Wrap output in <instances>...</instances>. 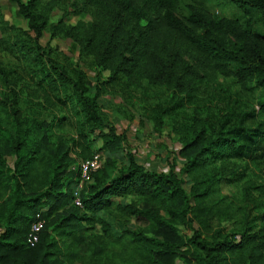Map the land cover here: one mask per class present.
<instances>
[{"label": "trees", "instance_id": "16d2710c", "mask_svg": "<svg viewBox=\"0 0 264 264\" xmlns=\"http://www.w3.org/2000/svg\"><path fill=\"white\" fill-rule=\"evenodd\" d=\"M7 1L27 26L11 28L10 44L23 60L30 54L29 73L44 85V99L29 102L30 114L15 101L1 102L0 264H173V258L182 264H264V184L251 183L239 200L226 201L218 168L252 161L264 173V0H190L186 13L180 0ZM223 3L241 17L211 10ZM71 14L90 20L72 25ZM1 19L0 8V34ZM45 35L71 40L80 57L107 74L97 93L118 85L138 89L143 82L169 93L162 116L179 134L181 148L166 171L146 170L127 151L116 156L124 136L100 112L85 73L70 70L41 44ZM4 43L0 37V47ZM0 76L5 78L1 66ZM204 83L223 93L203 114L196 98ZM56 106L70 119L51 114L48 108ZM153 122L157 130L164 125L162 118ZM59 125H68L73 136L56 137ZM95 151L105 156L103 166L81 191L78 209L72 204L79 178L73 155L83 161L100 153ZM37 214L45 225L30 247L26 238ZM132 219L144 226L132 227ZM95 225L99 236L81 249L64 244L71 230L85 233ZM178 227L191 233L182 236Z\"/></svg>", "mask_w": 264, "mask_h": 264}, {"label": "rangeland", "instance_id": "374dc122", "mask_svg": "<svg viewBox=\"0 0 264 264\" xmlns=\"http://www.w3.org/2000/svg\"><path fill=\"white\" fill-rule=\"evenodd\" d=\"M180 1L181 10L186 13L185 7L190 3V0ZM223 6H213L211 10L217 15L241 17L240 11L233 9L225 3H223ZM0 8L1 20L3 21V31L0 37L6 42L1 46L2 48L0 47V66L5 74V78L0 76V106L3 100L15 101L16 106L21 109L23 114H30L28 109L29 102L38 103L43 101L44 85L39 82V77L29 73L31 67L28 64L30 54L26 55L23 60L20 58L19 53L16 52L17 50L14 49L15 47L10 44V42H13L15 35V32L11 28L26 30L25 20L18 15L17 6L7 0H0ZM252 17L254 20L256 19L254 13ZM59 18L60 14H55L52 19L53 21H57ZM89 20L90 18L86 14H71L68 22L74 25L78 21L86 22ZM255 27L259 32H263L258 25L255 24ZM41 44L52 48L56 59L65 64L70 70L73 67H79L85 73L89 85V93L96 95L100 112L107 120L112 122L117 133L123 135L125 138V144L116 152V156L122 157L123 152L127 151L141 161L146 170L166 171L167 164L178 157L177 151L181 148L179 134L173 131L168 118L162 116V111L166 106L171 104L169 93L161 87L148 86L146 82H143L138 89H130L124 85H118L108 87L102 93H97L98 87L101 86V82L106 80L107 74H99L90 57H80L71 40L53 39L49 41V36L45 35L41 40ZM202 75L205 81H215L213 74L208 73L207 76L206 73H202ZM219 81L221 83L220 86L224 87V83L221 80ZM201 88L202 91H200L196 98V106L204 114L216 104V97L219 92L220 95L223 92L215 84L207 86L204 83ZM247 101L252 102L253 98L251 97ZM48 109H51V114L55 113L57 118L66 116L67 119H70V114H67L65 109H60L59 106ZM153 118H162L164 125L161 129L157 130L154 127ZM54 132L56 137H60L62 134L73 136V130L68 125L55 126ZM99 147L100 142L98 141L94 143L93 150H98ZM101 155L103 154L101 153ZM73 157L77 160L76 165L79 164L80 158H77L75 155ZM167 158H169L168 161ZM253 166L254 162L252 161H248V163L244 161H229L218 164V168L225 176L222 194L226 197V201L229 199L239 200L243 195L244 189L251 183L264 184V173L262 174ZM184 188L188 192V186L185 185ZM254 196L256 197V195ZM128 202L135 203L136 201L133 198H129ZM102 216L106 217L104 214ZM131 223L132 227L137 229L144 226L143 221H136V219H132ZM84 225L82 224V226ZM70 228L72 229V227ZM99 228L98 225H95L85 233L83 230L81 231V229L77 228L71 230L72 234L65 239L64 244L69 245L74 243L81 249L87 240H90L91 236H99ZM178 232L182 236H187L191 233L182 227H178ZM172 263L182 264L179 259L174 258Z\"/></svg>", "mask_w": 264, "mask_h": 264}, {"label": "built area", "instance_id": "2783aa9c", "mask_svg": "<svg viewBox=\"0 0 264 264\" xmlns=\"http://www.w3.org/2000/svg\"><path fill=\"white\" fill-rule=\"evenodd\" d=\"M103 156L100 153H95L92 157L80 161L77 167L79 173L78 182L73 191L72 204L78 209H83V203L80 198V193L83 188L92 182L93 174H95L103 166ZM76 170L75 168H72ZM45 225V220L40 214L35 216L32 222L29 233L26 238V243L30 247H34L39 242V235Z\"/></svg>", "mask_w": 264, "mask_h": 264}, {"label": "crops", "instance_id": "0c3cea01", "mask_svg": "<svg viewBox=\"0 0 264 264\" xmlns=\"http://www.w3.org/2000/svg\"><path fill=\"white\" fill-rule=\"evenodd\" d=\"M113 201H114L115 203H120V202H123L124 200L116 198V199H113Z\"/></svg>", "mask_w": 264, "mask_h": 264}]
</instances>
